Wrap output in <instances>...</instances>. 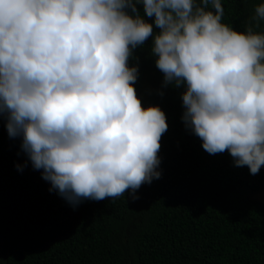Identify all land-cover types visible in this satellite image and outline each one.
<instances>
[{"label":"clouds","instance_id":"9594fccd","mask_svg":"<svg viewBox=\"0 0 264 264\" xmlns=\"http://www.w3.org/2000/svg\"><path fill=\"white\" fill-rule=\"evenodd\" d=\"M137 4L160 29L151 52L164 83L186 86L182 119L203 149L252 175L264 166V3L239 32L221 0H0V117L74 207L129 190L135 201L161 176L167 117L142 106L129 66L154 33Z\"/></svg>","mask_w":264,"mask_h":264},{"label":"trees","instance_id":"16d2710c","mask_svg":"<svg viewBox=\"0 0 264 264\" xmlns=\"http://www.w3.org/2000/svg\"><path fill=\"white\" fill-rule=\"evenodd\" d=\"M222 22L244 32L264 0H221ZM133 50L142 106H159L168 129L159 179L115 200L68 203L33 168L22 137L0 117V264H264V166L252 175L225 151L209 154L186 126V86L165 84L152 54L160 29ZM209 10H213L209 5ZM255 29L264 32V20ZM19 166V167H18Z\"/></svg>","mask_w":264,"mask_h":264},{"label":"rangeland","instance_id":"374dc122","mask_svg":"<svg viewBox=\"0 0 264 264\" xmlns=\"http://www.w3.org/2000/svg\"><path fill=\"white\" fill-rule=\"evenodd\" d=\"M256 199H258V200L264 202V191L261 192L260 194H258V195L256 196Z\"/></svg>","mask_w":264,"mask_h":264}]
</instances>
